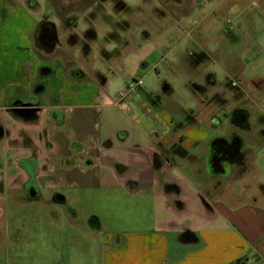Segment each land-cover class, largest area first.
Returning a JSON list of instances; mask_svg holds the SVG:
<instances>
[{"label": "crops", "instance_id": "0c3cea01", "mask_svg": "<svg viewBox=\"0 0 264 264\" xmlns=\"http://www.w3.org/2000/svg\"><path fill=\"white\" fill-rule=\"evenodd\" d=\"M205 1L212 4L201 15L200 23L213 17L224 3H228L227 9H222L227 17L237 21L232 23L228 18L229 22H222V26L212 22L207 30L232 39L236 33L254 34L253 39L242 38L246 51L253 49L252 63L246 66L232 57L230 48L209 47L199 40L192 50L193 40L187 44L189 51L183 54L192 69L189 75L193 78L188 83L193 91V110L182 112L181 119L175 120L167 114L166 107H159L161 97L157 93L147 88L142 92L145 98H141L133 90L131 99L136 103L129 109L131 124L112 126L103 122L111 119L107 108L115 106L101 89L106 83L104 74L92 63L82 73L64 71L49 55L53 47L45 59L41 58L34 49L39 39L37 28L41 23H50L55 42V24L43 16H33L18 4L14 8L13 0H0V264L7 257L10 239L6 216L8 192L12 193L13 205L21 195L44 192L52 207L71 210L74 216L78 210L71 204L72 199L78 200L86 188L93 186L120 187L129 195L150 194L152 201H158L151 205V227L101 233L104 264H264V190L239 192L237 185L244 182L243 177L233 187L224 181L221 191L213 190L210 186L215 177L207 176L205 180L201 176L202 166L196 157L202 144H206L201 124L213 126L208 114H213L215 106L206 96L214 97L215 101L219 98L222 104L235 98L237 104L231 105L230 110L232 114L238 108L243 113L244 124L236 122L241 127L250 114L246 99L264 98V0ZM57 17L64 19L63 24H71L66 20L68 13ZM199 21L189 30L197 31ZM207 30L197 33L211 35ZM160 33L165 32L161 29ZM182 38L174 36L173 47ZM200 38L202 41L203 37ZM18 53L24 57H15ZM155 57L157 61L162 59L161 52ZM220 59L225 76L223 88L217 92L214 85L218 80L207 65ZM199 67L202 69L198 71ZM150 71L151 68L146 73ZM246 72L249 78H241ZM199 76L205 78L203 86L194 82ZM237 77L240 87L236 86ZM23 92L27 95L20 97ZM25 97L29 104L8 106L12 100ZM199 99L204 100L201 103ZM36 103H42L33 115L38 118L36 121H23L21 116L7 110L21 106L36 109ZM147 104L158 111L146 110ZM199 105H205L204 110L200 111ZM221 105L217 113L225 114V106ZM53 110L59 111L57 119L52 116ZM192 111L208 114L197 120ZM91 115L96 116L94 121ZM144 115L152 120L149 123L137 120ZM27 141L28 147L24 146ZM241 194L245 195L240 199ZM62 216L71 220L72 227H80L66 212ZM71 255L62 250L61 264L85 263L83 251L74 253L77 262Z\"/></svg>", "mask_w": 264, "mask_h": 264}, {"label": "rangeland", "instance_id": "374dc122", "mask_svg": "<svg viewBox=\"0 0 264 264\" xmlns=\"http://www.w3.org/2000/svg\"><path fill=\"white\" fill-rule=\"evenodd\" d=\"M15 4L33 16L37 18L43 16L44 19L55 24L53 26H55L57 41L53 42L54 49H47L43 43H38L34 48L41 58L45 59L47 51L53 49L49 54L52 59H56L63 66L64 71L71 70L72 73H82L84 69H90L89 64L92 63L104 74V78L106 77V83L101 89L107 92L109 100L113 103L116 102L121 90L128 91L132 83L140 80L138 87L134 88L135 93L143 98L142 92L150 88L153 93L161 97L158 99L159 107H166L167 114L175 120H180L182 112L193 110L194 107L193 91L188 83V80L193 78L189 75L192 69L187 66L183 55L186 50L189 51L187 44L194 40L192 50H195L199 40L202 44H208L209 47L230 48L232 57L236 61L246 63V66L253 61V49L246 51L245 38L243 40L242 38L244 36L253 39L254 34L236 33L232 36L235 38L232 39L225 37L221 32L206 29L212 22L218 26H222L224 21L237 22L236 19L227 17L226 11L222 10L227 9L228 3L222 4L223 6L221 5V8L215 11L213 17L209 16L202 23L199 21L201 15L207 13L212 4L204 0H13L14 8H16ZM64 13L69 14L66 20L71 24L62 23L64 19L60 16ZM197 21L200 23H198L199 31H197L207 30L211 32V35L198 34L196 30H189ZM161 29L165 33L158 34ZM174 36H183V38L173 47ZM200 37H203L202 41ZM58 41H60L59 45ZM157 44L159 46H156ZM158 52L162 55L159 61L155 59ZM15 57H24V55L18 53ZM153 61L157 62L156 65L151 64ZM221 64L220 59L207 65L208 69L215 72L218 80L214 85L217 92L222 90L224 83V68ZM149 68L151 71L146 73ZM201 69L202 67H199L198 71ZM241 78H249V74L246 72ZM203 80L205 81V78L199 76L194 82L202 85ZM238 80L237 77L236 86L240 87ZM134 91L126 93L123 99L122 103L127 109L117 107L116 104L108 107L109 113H107L111 119L103 120V122H108L112 126L131 124L129 109L134 108L136 103L134 98L131 99ZM25 94L27 95V92H23L20 97ZM204 99H199L198 102L202 103ZM206 100L215 106L212 115L206 111L200 112L204 110L205 105L198 106L200 110L198 114L192 111V117L197 120L207 117L206 114L212 118L213 126L205 122L201 124L205 128L206 144L203 143L201 150L196 154L203 170V172L200 170L201 176L203 175L205 180L207 176L215 177L213 184L209 182L206 185L211 184V189L221 191L224 181H228L233 187L234 182L243 177L244 182L237 185L239 192H253L255 189L263 191L264 118L259 119V115H264V98L256 96L246 99L250 114L243 127L236 125V121L231 118L230 109L233 108L231 105L237 104L235 98L231 97L227 104H222L219 98L215 101L214 97L206 96ZM21 102L24 105L30 103L25 97L12 100L8 106L20 105ZM42 103L34 104L36 109L21 106L17 110H7L14 116H21L23 121H36L38 118L33 115ZM219 105L226 107H223L225 114L217 113ZM151 106L147 104L146 110L158 111ZM104 110L102 109L103 114ZM237 110L239 111L238 108L235 111ZM49 112L52 113V110ZM58 113L59 111L53 110L52 116L57 119ZM235 115H238V112ZM95 119L96 116L91 115V120ZM150 119L152 120L151 116L144 115L137 120L149 123ZM23 141H26V138ZM26 144L24 146L28 147L29 142L27 141ZM209 149L221 152L219 154L223 157L219 161L220 169L209 168L207 158ZM233 157L238 159L240 164L231 161ZM244 195H239V198L241 199ZM11 196L12 193L8 192L6 216L10 239L7 241V257L1 260V264H61L62 250L66 254L69 251L76 262L77 257L74 253L83 251L84 264H104L102 234L115 231L128 232L132 228L152 225L151 205L154 201L152 196L142 193L129 195L120 187L86 188L84 193L79 195L80 198L77 197L78 200L71 201L78 210L75 211L74 216L71 210L63 211L59 206L56 209L52 207L50 201L45 198L44 192L40 195H21L14 205L10 200ZM154 202L158 203V201ZM135 203L138 206H135ZM44 208H48L49 212H46ZM63 212H66L70 219L78 221L80 227H72L71 220H64ZM94 233L96 236L93 235ZM63 243L62 249L60 245ZM56 246L62 250L59 251Z\"/></svg>", "mask_w": 264, "mask_h": 264}, {"label": "flooded vegetation", "instance_id": "af4514ba", "mask_svg": "<svg viewBox=\"0 0 264 264\" xmlns=\"http://www.w3.org/2000/svg\"><path fill=\"white\" fill-rule=\"evenodd\" d=\"M38 34H39V39H38V43H42L43 40H48L50 38H54L53 36V28L52 25L50 23L45 24V23H41L39 24L38 28ZM57 41V40H56ZM59 43V41H58ZM236 108L234 109L231 118L236 121L237 123L240 124H244V115L241 114L240 111H235ZM238 112V115H235V113ZM219 153H221L219 150L214 152L212 149H209V156H207L208 158V166L209 168H217L220 169V165H219V161L220 159L223 157L222 154L220 155ZM234 158V159H233ZM231 158V161H234L236 163H239L240 161L238 159H235V157ZM240 164V163H239Z\"/></svg>", "mask_w": 264, "mask_h": 264}, {"label": "built area", "instance_id": "2783aa9c", "mask_svg": "<svg viewBox=\"0 0 264 264\" xmlns=\"http://www.w3.org/2000/svg\"><path fill=\"white\" fill-rule=\"evenodd\" d=\"M204 1H205V0H204ZM138 84H140V80L135 81L134 83H132V84L129 86V88L127 89L128 91L121 90L120 93H119V96L117 97V100H116L115 104H116L117 106H119L120 108L125 109V105L122 103V100H123L125 94H126L127 92H129V91H133L134 88H135Z\"/></svg>", "mask_w": 264, "mask_h": 264}, {"label": "water", "instance_id": "95a60500", "mask_svg": "<svg viewBox=\"0 0 264 264\" xmlns=\"http://www.w3.org/2000/svg\"><path fill=\"white\" fill-rule=\"evenodd\" d=\"M42 43L46 45L47 49H51L53 47V38H50L48 40H43Z\"/></svg>", "mask_w": 264, "mask_h": 264}, {"label": "trees", "instance_id": "16d2710c", "mask_svg": "<svg viewBox=\"0 0 264 264\" xmlns=\"http://www.w3.org/2000/svg\"><path fill=\"white\" fill-rule=\"evenodd\" d=\"M183 235H185V234H183Z\"/></svg>", "mask_w": 264, "mask_h": 264}]
</instances>
